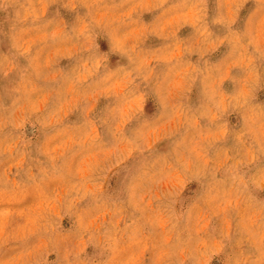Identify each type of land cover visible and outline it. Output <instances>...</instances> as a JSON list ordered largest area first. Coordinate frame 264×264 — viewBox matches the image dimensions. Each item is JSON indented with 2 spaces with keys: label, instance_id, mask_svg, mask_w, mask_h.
I'll return each mask as SVG.
<instances>
[{
  "label": "clouds",
  "instance_id": "9594fccd",
  "mask_svg": "<svg viewBox=\"0 0 264 264\" xmlns=\"http://www.w3.org/2000/svg\"><path fill=\"white\" fill-rule=\"evenodd\" d=\"M0 264H264V0H0Z\"/></svg>",
  "mask_w": 264,
  "mask_h": 264
}]
</instances>
